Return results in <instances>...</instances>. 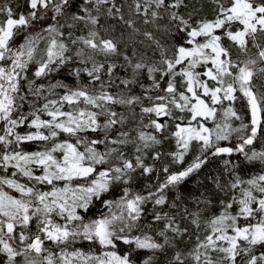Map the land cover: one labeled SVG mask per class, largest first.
Listing matches in <instances>:
<instances>
[{"label":"snow or ice","instance_id":"1","mask_svg":"<svg viewBox=\"0 0 264 264\" xmlns=\"http://www.w3.org/2000/svg\"><path fill=\"white\" fill-rule=\"evenodd\" d=\"M73 2L74 0H28L30 11L15 17L12 7L0 6V13L5 16V19L0 20V122L4 123L3 129H0L3 133L0 134V169H15L12 176L19 173L28 181L34 182L29 185L0 176V185H6L20 194L19 198L14 197L0 187V253L6 257V264H17V257L22 258L21 264H136L133 259L135 254L146 251L153 255L144 259L142 264H153L154 254L165 251L166 247L176 249V238L183 237L188 229L181 228L176 223L175 216H170L167 212L154 211L151 222L141 223L145 216V205L151 203L155 207L167 204L166 190L198 170L206 163V159H201L198 155L183 171L168 174L155 191L147 194L133 193L130 188L125 187L119 199H102L114 184H129L132 180L131 173L142 169L143 174L148 175L154 171L153 166L144 163L141 155H135L133 159L127 158L120 146L133 143L136 145L135 152L141 153L143 149L161 143L156 135L139 129L136 130L135 140H130L131 133L122 130L126 118L112 106L130 107L140 104L142 114L181 121L185 117H174L173 109L180 113L187 112L189 118L186 124L182 126L177 123L173 133L179 149L173 154L175 162H183L192 143L197 142L201 155L208 149L213 150V156H232L238 153L248 162L258 161L264 165V150L257 151L250 147L256 141L258 133L264 132V91L261 90L264 85L257 86L254 83L255 77L264 79V45L256 43L258 34L264 36V0H212L217 5L214 19H201L195 24L190 23L191 16L186 19L178 13L181 6L186 7L184 0H144L143 6L139 0H134V11L144 15L145 24L162 20V9L163 13L168 14L169 21L176 22L177 30L186 33V43L190 45L174 44L171 57L162 53L163 68H148L153 80L152 88L163 93L146 97L151 101V106H144L140 96L126 97L107 91L106 82L101 81L99 75L104 69L103 64L93 63L91 68L74 69L70 72L77 79L81 71L86 72L90 77L89 85L101 81L100 91L96 93L90 92L87 86L73 89L59 81L49 84L47 89L44 84L36 83V80L58 72L71 60L70 56L65 55L69 51L68 46L56 37L64 35L58 27L57 18L66 15L72 9ZM108 4H111L106 9L108 17H118L128 27H133L134 21L124 18L115 0H83L80 11L85 15L73 12L71 18L95 26L99 22V16H94L92 11L100 13V6ZM85 5H93V8L89 9ZM153 6L149 19V9ZM49 12L52 13L51 17L48 16ZM46 18L55 23L42 28L43 32L48 33L49 40L43 57L36 59L39 33L34 36L27 33V29L35 27L34 21ZM19 30L27 34L23 43L16 44L15 37L22 34ZM145 35L151 39V33L145 32ZM201 37L203 40L199 39ZM224 38L247 58L242 61L234 60L229 47L222 43ZM77 39L87 48L105 55L118 52L117 44L112 39L100 37L95 30L90 29L87 37ZM250 41L258 50L255 57L248 55ZM72 43L76 41L73 40ZM76 55H83V50ZM124 58L128 60L127 56ZM33 63L34 78L29 79L27 72ZM201 66L204 70L196 71ZM115 67L109 65V77ZM133 67L139 70L145 65L136 63ZM156 72H160L161 77H169L163 89L160 80L152 75ZM176 77L181 78L183 91H178ZM209 81L213 82L211 86ZM22 82L26 83L22 85ZM107 83L111 85L112 81ZM121 83L127 88L135 81L124 79ZM25 86L27 94L24 93ZM57 88L65 89V94L58 100L42 96L46 90L48 96L54 95ZM29 96L36 100L43 98L46 102L37 107L33 100H29ZM240 99L246 102L250 112V125L243 123V118L234 107L235 102ZM25 103L32 109L27 113L22 111ZM65 104L75 107L65 110ZM218 110L222 111L223 119L214 123L213 127H208L205 122H215ZM42 114L49 119H43ZM101 117L104 118L103 121ZM233 118L241 121L240 127L233 128L229 122ZM25 124L34 131L26 134L18 132L17 128ZM166 126V123L162 124L156 119H150L144 125L145 128H154L156 132L163 131ZM113 130L115 135H110ZM89 132L103 135L95 138L82 135ZM233 132L246 134L240 135L237 138L239 142L235 145L221 146V141H230ZM62 134L67 139H60ZM137 141L140 143H136ZM29 143H37V149L26 151L21 147ZM99 145H104V151L99 149ZM159 155L155 153L153 159H159ZM230 163L232 162L229 160L224 161L226 166ZM102 165L108 167L98 168ZM36 169H40L42 174H36ZM164 172H168L167 167ZM57 182H63V185ZM243 183L249 187L240 188V197L233 195L231 202L221 201L223 211L207 222L206 229H210V232L203 240L197 234L191 251L185 254L176 250L169 264H185L186 259H190L192 264H264V254H253L255 247L264 248V174H258L247 181L237 175L229 183V187L236 189ZM39 185L51 187L49 190H42ZM253 190L261 196L254 195ZM94 200L100 201L108 211L85 220L78 209L87 213ZM234 204L238 205L236 214L229 211ZM114 207L118 211H114ZM170 207L175 208L176 204L173 202ZM184 211L188 212L187 209ZM53 214L64 222L55 221ZM191 215V223L199 229V213ZM33 220L36 221L35 233L29 231ZM241 220L246 223L241 224ZM160 221H164V227L156 229L155 236L145 231ZM17 227L20 228L18 233ZM157 236L162 240H158ZM17 240L18 244H14ZM81 241L89 243L91 247L88 251L80 248L69 250L71 245ZM46 242H51L59 251L54 252L51 247H46ZM121 244L127 246L123 252L117 251ZM97 246L99 253L95 251ZM212 253L223 255L214 258ZM238 257L241 258L239 262Z\"/></svg>","mask_w":264,"mask_h":264},{"label":"trees","instance_id":"2","mask_svg":"<svg viewBox=\"0 0 264 264\" xmlns=\"http://www.w3.org/2000/svg\"><path fill=\"white\" fill-rule=\"evenodd\" d=\"M142 4L144 0H139ZM83 3V0H74L72 9H69L68 13L62 17H58V27L60 31L64 34L63 36L56 37L57 40L64 42L69 51L65 53L66 56H70L71 60L62 67L58 72H54L47 77H42L36 80L37 84H44L47 86L57 81L67 84L70 88H77L81 86H87L90 92L96 93L99 92V84L101 81L106 82L105 88L112 94H123L126 97L130 95L140 96L144 106H151V101L146 97L151 96L155 97L156 95L163 94L161 91H157L152 88L153 80L150 78L148 73V68L156 66L158 68H163L164 65L161 63L162 53L171 57L174 48V44H182L184 46H189L186 43V33L179 32L176 28L175 21H169L168 14L162 12L164 18L162 20H156L152 23H144V15L136 14L134 11V0H115V3L118 7L121 8V12L124 15L126 20L131 19L134 21L133 27H128L124 24L119 18H112L106 15L107 7H110L111 4L101 5V12L97 13L94 10L92 14L94 16H99V22L97 25L93 26L90 23L86 24L84 21H74L71 18V13L76 12L80 15H85L80 11V5ZM10 6L13 8L14 17L18 16L20 13L27 14L30 9L28 7V0H0V6ZM184 5L178 9V13L183 15L186 19L191 16L190 23L195 24L201 19H214L216 15L217 5L212 3V0H184ZM89 9L93 8V5H85ZM153 8L149 9L148 18L151 19V11ZM115 11V9H113ZM39 15V13H38ZM52 13L49 12L48 16L51 17ZM5 19V16L0 13V20ZM55 23L50 18L44 20L34 21L33 24L35 27H30L27 29V33L32 35H37L39 33V39L37 40V55L36 59H40L44 55V49L46 48L49 40L48 33L43 32L42 28L48 24ZM69 25H72L69 27ZM95 30L99 33L100 37L106 39H112L117 44L118 52L117 54H108L105 55L99 51H93L92 49L87 48L80 42L77 38L84 36L87 37L89 30ZM135 29V30H134ZM167 29V30H166ZM235 27H233V31ZM20 36L15 37V43L20 44L24 41V36L27 33H24L23 30ZM222 31V30H221ZM145 32L151 33V39L145 35ZM71 34V35H69ZM219 34V32L217 33ZM75 40L76 43H72ZM222 43L229 47L232 58L244 60L247 57L243 53H239V50L235 45H233L227 38L222 40ZM256 43L264 45V36L258 34ZM83 50V55L77 56L76 53L80 50ZM257 49L252 46V42H249V56L255 57ZM125 56L128 57V60H125ZM91 57V59H89ZM82 61H87L83 63ZM130 61V62H129ZM96 63L97 65L103 64L104 69L99 73L101 81L95 82V84L89 85L90 77L87 76V73L81 71L79 79L70 75V72L74 69L91 68L92 64ZM136 63H142L145 67L135 70L134 65ZM109 65H115L116 67L112 71L111 77L107 74V69ZM35 70V63L31 64L27 75L29 79H33L32 73ZM157 80L161 82V89L166 87V84L169 80V77H161L160 72L152 74ZM176 85L178 91H183V87L179 86V77H176ZM127 79L129 81H135V83L129 84L127 88L124 84L121 83V80ZM179 79V80H178ZM111 80L112 83L109 85L107 82ZM26 82H22V85ZM254 83L257 86L264 85V79L259 77L254 78ZM147 89V91H146ZM261 90L264 91V87H261ZM28 89L24 87V93L27 94ZM55 94L48 96L47 90L42 93V96H47L48 99H59L62 95L65 94V89L57 88L54 90ZM239 96L240 94L237 93ZM29 100H33L36 103L37 107H41L46 101L43 98L36 100V98L29 96ZM228 102L226 101L225 104ZM71 107L67 104L64 105L65 110H70ZM90 107V106H89ZM118 113H122L126 118V123L123 125L122 130L129 131L131 133L129 139L135 140L137 136V129L143 130L146 133L154 134L161 141L160 144L151 145L149 148L143 149V152H135V144L129 143L126 146H120L121 150L125 153L126 157L133 159L135 155H141L144 159L146 165L154 167V171L151 174H143V170L139 169L135 173H131L132 180L129 184L124 185L123 183H116L112 187L109 193L105 194L102 199H112L117 200L123 194V189L125 187L130 188L133 193L147 194L149 191H155L158 184L164 182L166 176L170 173H178L186 169L190 164L193 163L195 158L200 155L201 159H206L204 163L198 170L193 171L187 178H185L179 184L170 187L166 190V195L168 198V203L164 206H153L151 203L145 205V216L142 217L141 223L151 222L153 213L155 212H167L170 216H175L176 223L180 225L181 228H187L188 231L183 237H178L175 240L177 245L176 249L166 247L163 252H156L154 254L153 264H169V261L173 257L176 250L181 251L182 253L187 254L191 251L192 247L196 243V236L199 235L200 239L203 240L204 236L210 232V229H206L207 222L214 216H218L223 211V205L221 201L231 202L233 195L240 197V188L249 187L246 183L240 185L236 189H231L229 183L234 181L238 175L243 181L253 178L258 174L262 173L264 170V165H261L258 161L248 162L244 159L241 154L234 153L232 156H213L211 152L212 149H208L201 155L200 145L197 142H193L188 152L185 154L183 162H175L173 154L176 153L179 149L176 143V139L173 136V133L176 131L175 125L181 123L182 126L186 124L189 114L187 112L180 113L178 110L173 109L174 117H185V120L181 121L178 119H170L168 117H156L154 114L149 116L148 114H142L140 104H133L130 107L126 105H114L112 106ZM171 107V105H170ZM220 109V106H216ZM238 114L243 118V123L249 124L251 121L250 112L246 106V102L243 99L237 100L234 105ZM28 103H25L22 111L27 113L31 111ZM93 111H98L97 109H91ZM14 116L16 113L13 114ZM43 119H49L46 115L42 114ZM103 121V117L100 118ZM150 119H156L158 122L165 124L166 127L161 132H156L154 128H145L144 125L149 123ZM223 119L222 111L218 110L216 121L205 122L208 127H213L214 123L220 122ZM143 120V123H141ZM233 128H238L241 125V121L235 120L234 118L229 121ZM195 123V122H193ZM4 123L0 122V129H3ZM117 127H120L119 125ZM264 129V125H262ZM17 131L21 134H26L29 131H34V129H29L27 124L23 127L17 128ZM0 134H3L0 131ZM246 132H233L230 138V141H221V146H232L238 143V137L244 135ZM82 135H87L91 138H95L98 135L102 136L103 133H83ZM110 135H115V131L110 133ZM60 139H67V137L62 134ZM74 142V138H73ZM136 143H140L137 141ZM26 151H34L37 149V143H29L21 145ZM101 151H104V145L98 146ZM253 149L260 151L264 150V132L258 133L256 141L252 146ZM2 149V146H0ZM81 150H83L81 148ZM247 150V148H246ZM155 153H159V159H153ZM229 160L232 163L225 165L224 161ZM113 163H118V161H112ZM108 165L98 166V168H107ZM168 168V172H164V168ZM15 169L9 168L7 171L0 169V176H7L11 179H17L21 183H28L31 185L34 182H30L27 178L23 177L19 173L16 176H12L11 173L15 172ZM36 174H42L40 169H36ZM82 181H74V183H80ZM59 185H63V182H57ZM219 185V187H218ZM150 186V187H149ZM4 191L8 192L10 195L19 198L20 194L17 193L14 189L8 188L6 185H0ZM39 188L42 190H49L51 186L48 185H39ZM253 194L257 197H260L261 194L253 190ZM176 204L175 208L170 207L172 203ZM210 202V203H207ZM185 209L188 210L185 213ZM114 211H118L115 207ZM108 209L103 207L100 201L94 200L93 204L89 207L87 213H84L82 210L78 209V212L84 216L85 220L95 218L99 216L102 212H107ZM233 214L238 212V205L234 204L233 208L230 209ZM191 213H199V222L200 228L197 229L192 223L193 216ZM55 221L63 223L59 217L53 214L52 217ZM2 219V217H0ZM241 224L246 223L244 220L240 221ZM36 221L33 220L29 231L31 233L36 232ZM164 227V221L156 222L153 224L151 229H145L150 234H156V229H161ZM20 228H16L18 233ZM231 234V233H230ZM169 235H174L169 233ZM158 240H162L160 237H156ZM18 244V240L13 242ZM46 247H51L54 252H58L54 245L51 242H46ZM61 247H64L63 245ZM90 245L86 241L78 242L74 245H71V248H80L84 251L90 249ZM127 246L121 244L117 251L123 252ZM97 253L100 252L99 247L95 248ZM203 251V250H201ZM253 254L259 256L264 254V248L259 246L253 249ZM152 253L146 251H140L135 254L133 259H135L136 264H142L143 260L146 259ZM214 258H220L223 254L212 253ZM241 258L238 257V262ZM22 258L17 257V264H21ZM0 264H6V257L0 253ZM185 264H192L190 259L185 260Z\"/></svg>","mask_w":264,"mask_h":264},{"label":"rangeland","instance_id":"3","mask_svg":"<svg viewBox=\"0 0 264 264\" xmlns=\"http://www.w3.org/2000/svg\"><path fill=\"white\" fill-rule=\"evenodd\" d=\"M199 39H201V40H203V38L201 37V38H199ZM190 46V45H189ZM210 66V65H209ZM178 67H182V66H178ZM204 70V68H203V66H201V67H199V68H197L196 69V71H203ZM180 78V77H179ZM177 79V78H176ZM202 79H207L206 77H202ZM179 80V79H178ZM180 80H181V78H180ZM179 83V86L181 85V82L179 81L178 82ZM209 83V85L211 86L212 85V81H209L208 82ZM182 87V86H181Z\"/></svg>","mask_w":264,"mask_h":264},{"label":"water","instance_id":"4","mask_svg":"<svg viewBox=\"0 0 264 264\" xmlns=\"http://www.w3.org/2000/svg\"><path fill=\"white\" fill-rule=\"evenodd\" d=\"M220 157H222V155Z\"/></svg>","mask_w":264,"mask_h":264}]
</instances>
